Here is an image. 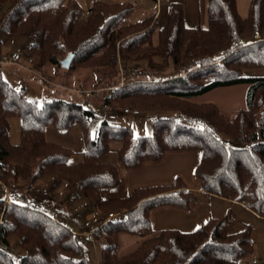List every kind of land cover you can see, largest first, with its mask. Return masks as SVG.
Segmentation results:
<instances>
[{"label": "trees", "instance_id": "trees-1", "mask_svg": "<svg viewBox=\"0 0 264 264\" xmlns=\"http://www.w3.org/2000/svg\"><path fill=\"white\" fill-rule=\"evenodd\" d=\"M11 1L0 0V58L16 50L9 49L11 44L34 39L29 54L37 60L36 70L62 69L61 62L74 54L67 71L89 69L94 86L109 89L102 108L157 112L159 117L149 136H135L131 128L106 119L92 130L99 114L89 103L34 101L0 74V184L8 187L11 200L7 206L4 198L0 201L5 221L0 225V264H92L94 242L102 244L100 264H254L245 260L254 254V228L246 225L230 233L231 215L211 217L189 232L154 233L153 211H190L199 201L181 177L167 185L136 188L127 197L113 194L123 186L121 167L138 170L169 154L198 152L194 175L200 190L246 203L264 218V75L247 74L264 71V0H252L245 19L238 14L236 0H208L206 29L187 22L179 1L169 5L163 24L156 12L128 23L134 12L131 0H95L88 10L79 0H24L2 17ZM144 65L152 70L172 65L184 74L117 85L122 72ZM236 85L248 86L247 104L232 116L214 103L193 102L212 90ZM12 117L21 119L18 145L9 141ZM49 126L63 134L79 128L81 162L71 161V148L47 138ZM113 144L118 164L103 161ZM46 176L53 178L55 187L60 182L75 187L96 210L118 213L122 220L76 234L51 217L56 212L49 211V197L34 199L18 186ZM122 235L140 237L142 243L118 257ZM12 240L22 255L10 250Z\"/></svg>", "mask_w": 264, "mask_h": 264}, {"label": "rangeland", "instance_id": "rangeland-1", "mask_svg": "<svg viewBox=\"0 0 264 264\" xmlns=\"http://www.w3.org/2000/svg\"><path fill=\"white\" fill-rule=\"evenodd\" d=\"M18 0H12L9 4L4 6L3 15L10 12L15 3ZM84 10H88L89 7L95 0H79ZM111 1V0H109ZM134 6V12L128 19V23L140 21L145 18L148 14L153 13L158 10V5L154 0H131ZM3 22V21H1ZM34 42V39L25 38L21 39L17 43L11 44L9 49L16 48L14 52L18 49L21 50L20 59L18 63H3L0 65V74L4 80H6L11 86L15 87L18 90L22 88L25 89L26 95L34 100L41 102L43 100L50 99H61L69 102L83 104L84 106H89V104L93 107V109L98 112L99 120L94 123L92 126V130H95L96 126L102 120V114L104 110L103 98L108 94L109 89L106 85H96L93 84V73L89 71V69L85 70H75L73 72H68L66 69H56L54 66H46L41 70H36L35 65L37 64V60L29 54V47ZM15 45V46H14ZM13 52V53H14ZM12 52L9 55L13 54ZM1 59V58H0ZM145 64V63H144ZM161 63H159L160 65ZM145 66V65H144ZM141 67L140 69H134L128 72H122L119 80L117 81V85L122 82H130L133 80H152L158 81L160 78L166 80L173 77H179L184 74L183 69H176L174 66L169 65L167 68L163 67V70H152L149 66ZM247 74H256V75H264V71H249ZM98 76V74H97ZM102 78V77H101ZM100 78V79H101ZM46 84H44V83ZM248 86L247 85H236L225 88H218L212 90L202 96H198L193 99L195 103H214L216 104L221 111L227 115L232 116L238 110L246 107V97H247ZM89 103V104H88ZM174 103V102H172ZM118 108V107H117ZM121 109V108H119ZM129 109L132 114L123 115V117L110 121L112 124L128 127L132 129V132L135 136H149L153 132V123L157 117V112H149V113H140L139 115L134 114L135 111L130 108H124L121 110ZM104 120V119H103ZM10 122V131H9V141L18 145L20 143V129H21V119L19 117H12L9 120ZM93 132V131H92ZM47 133L49 135V139L52 141L61 144L63 146H67L75 151L71 161L72 162H81L83 159V155L81 154L83 150V144L80 136V130L78 127L72 128L68 133L63 134L57 132L54 127L49 126L47 129ZM196 157H199L198 154H188L184 155L180 158V160H176L175 158H171L166 162L164 166H161L160 170L157 168H149L148 172H142L138 174L132 175V181L143 182L147 178L145 175H153L158 171H162L163 173H167L168 171L177 170V172H184L186 176H190L192 165L196 162ZM103 161L111 162L114 164H118L117 162V147L116 144L111 145L110 151L103 157ZM35 168L38 167V162L34 163ZM126 169H122L121 167V175L122 178H125ZM148 173V174H147ZM145 176V177H144ZM189 183H192L191 178H188ZM129 184L132 185L133 182L131 179L128 180ZM37 184L43 188H46L49 192V198H53L52 200L48 199L46 204L50 208V212H56V214L62 218L63 216L58 212H63L61 207L55 204V201H60L61 206L68 205L69 209L74 215V218L77 220L80 219L82 223H85L90 218V212L93 211L94 207L87 202L82 194H80L75 187L68 186L65 182H60L56 187L53 182V178L50 176L43 177L41 180L33 182V184ZM28 182L18 184L19 187L26 188ZM3 188V189H2ZM5 186L0 184V200H2L7 192L4 189ZM8 189V187H6ZM129 189L127 186H123L121 190L116 191L113 196L123 198L129 195ZM26 194L29 197H34V199L43 200V196L37 194L36 192H30L26 190ZM9 195V189H8ZM10 198V197H9ZM44 201V200H43ZM45 203V202H44ZM246 205V203H244ZM107 213L100 211L97 209L96 218H103ZM120 216V215H119ZM59 218V221H60ZM95 218V219H96ZM123 217H118V221L122 220ZM93 220L91 224L96 223V220ZM116 219V220H117ZM264 219V218H263ZM74 219H69L67 221H60L64 225L70 229H75L77 226ZM67 222V223H66ZM254 227L253 229V240L255 242V250L254 254L248 256L247 260H251L256 255L264 253V221L257 220L256 223H251ZM237 225V224H236ZM233 230V229H232ZM10 250L14 252L16 255H22L23 253L19 249L18 242L16 240H12L10 242ZM101 250L102 244L96 242L90 247V255L92 264H100L101 259ZM264 263V256L261 257ZM243 260V261H245Z\"/></svg>", "mask_w": 264, "mask_h": 264}, {"label": "crops", "instance_id": "crops-1", "mask_svg": "<svg viewBox=\"0 0 264 264\" xmlns=\"http://www.w3.org/2000/svg\"><path fill=\"white\" fill-rule=\"evenodd\" d=\"M178 1L184 4L186 20L190 25L197 27L200 24L205 29L208 27V15H207L208 0H162V2L159 5L157 4L159 8L157 11H155L157 17L159 18L160 24H163L166 21L169 5L173 2H178ZM251 1L252 0H236L237 11L241 18L245 19L248 17ZM49 135L51 136V134L46 133L48 139H49ZM188 154L199 155V157H196L195 164L192 165V170L189 176L192 180V183H189L188 180L189 177L183 174L184 172L183 173L177 172V170L168 171L167 173L158 171L156 174L153 175H145L149 179H146L143 182L132 181V175L134 174H138L142 172L146 173L148 172V169L151 167L160 170V168H162L161 166H164L166 162L172 160L171 158L180 160V158L178 157ZM199 158H200V154L198 152L174 153V154H169L166 157V159L163 160L162 162L150 163L138 170H127V169H126L127 171L125 170L127 173L125 175V178H122L123 186L125 185L127 186V188L129 189L128 191L129 194L134 189L139 187L171 184L176 177H181L188 188L198 193L199 201L192 206V209L190 211H184L182 209L170 208V207L160 208L153 211L152 222H153L154 233L158 234L164 230H180L184 232H189L195 230L196 228L204 224L211 217H223L226 215H231L233 217V222L229 226L230 233L240 232L246 227V225L252 226L251 223H256L257 220L264 221L263 218L258 217L244 203L229 201L215 196H209L204 194L200 190L199 182L194 175V170L199 162ZM120 174H121V170H120ZM129 179H131V181L133 182L132 185L129 184L128 181ZM50 199L52 200L53 198ZM55 204L57 205V207L59 205L63 211V212H58L63 216L62 218H60L56 213H54L56 216H58V218H60V221H63L64 223V221L68 222L69 219H74L73 221L77 226H75V229H73V231L76 232V234L77 233L84 234L85 231L90 230V226L92 225L91 223L93 222V220L97 215V210L95 208L93 209V211L90 212L89 220L85 223H82L80 219L77 220L76 218H74V215L69 209L68 205L65 206L63 203L61 206L60 201H55ZM95 243L96 242H94L93 244ZM141 243H142V239L140 237L131 236V235H122L117 250V256L123 257L129 255L130 253L134 252L140 246ZM263 256L264 253L262 254L258 253L256 257H253L250 261L252 262L254 260H258L259 263L263 262V260L261 259V257ZM100 263H101V259H100Z\"/></svg>", "mask_w": 264, "mask_h": 264}, {"label": "built area", "instance_id": "built-area-1", "mask_svg": "<svg viewBox=\"0 0 264 264\" xmlns=\"http://www.w3.org/2000/svg\"><path fill=\"white\" fill-rule=\"evenodd\" d=\"M24 0H18L13 9L17 6H19ZM113 1H120V0H113ZM156 1V3L159 5L162 0H154ZM20 53L21 50H17L16 52H14L11 56H4L0 59V65H3V63H11V64H15L18 63V60L20 59ZM127 114H132V112H130L129 109H125V110H121L115 106H110V105H104V110H103V114L102 117L103 119H107L109 121H115L119 118H121L123 115H127ZM134 114L139 115V112H135ZM30 192H36L37 194H40L41 196L48 198L49 197V192L46 188H43L39 185H37L36 183L33 184L31 181L28 182L27 187H26ZM7 192L6 196H5V205H10L11 204V200L9 198L8 195V189L5 187L4 188ZM1 201V200H0ZM51 217L58 221V217L54 214L51 213ZM119 217L118 213H114V212H110L107 213L103 218H96L97 221L96 223L92 224L90 226V231L91 232H95L97 230H99L101 227L112 223L114 220H116ZM95 219V220H96ZM5 223L4 221V212L1 210L0 208V225H3ZM1 247V246H0ZM4 248V247H3ZM254 264H257L258 261L254 260L253 261Z\"/></svg>", "mask_w": 264, "mask_h": 264}, {"label": "water", "instance_id": "water-1", "mask_svg": "<svg viewBox=\"0 0 264 264\" xmlns=\"http://www.w3.org/2000/svg\"><path fill=\"white\" fill-rule=\"evenodd\" d=\"M74 58V54H70L61 62V66L63 69L68 70L71 67L72 61Z\"/></svg>", "mask_w": 264, "mask_h": 264}, {"label": "bare ground", "instance_id": "bare-ground-1", "mask_svg": "<svg viewBox=\"0 0 264 264\" xmlns=\"http://www.w3.org/2000/svg\"><path fill=\"white\" fill-rule=\"evenodd\" d=\"M4 199H5V197H4ZM58 217V216H57ZM58 221H59V218H58ZM258 261V260H257ZM258 263H259V261H258Z\"/></svg>", "mask_w": 264, "mask_h": 264}]
</instances>
